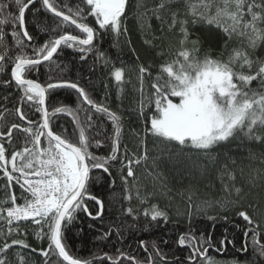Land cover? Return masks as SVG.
<instances>
[{"label": "snow or ice", "instance_id": "1", "mask_svg": "<svg viewBox=\"0 0 264 264\" xmlns=\"http://www.w3.org/2000/svg\"><path fill=\"white\" fill-rule=\"evenodd\" d=\"M130 7V0H76L74 4L70 0H0V122L5 114H13L19 121L5 123L6 130L0 131V186L4 192L0 197V239L4 240L0 264H29L30 254L37 249L26 238H13L20 234L47 242V248L39 250L43 264H120L122 260L155 264L151 254L145 262L119 249L115 257L104 253L83 258L70 252L66 233L76 227L81 214L92 221L104 219L105 205L93 194V186L105 176L111 180L110 188L120 181V215L130 217L133 226L141 216L145 228L160 227L161 221L167 225L171 218L160 198L171 201L179 196L186 203L189 223L193 207L197 212L214 207L234 211L245 224L233 227L242 230L246 239L252 238V258L221 262L207 255L213 246L211 239L198 238L189 228L175 241H161L189 248L183 261L175 256L169 261L152 243L162 264H264V221L254 220L244 207L246 196L257 188L264 190V151L258 153L251 147L264 149V55H259L264 51V0H158L151 8L145 0H137L134 14L141 32L151 33L143 39L150 55L147 62H141L132 48L135 63L112 65L109 76L121 102L115 109L107 103L109 96L97 102L78 82L62 79L45 84L38 73L36 79L30 78L33 69L51 63L66 49L74 50L82 63L95 52L96 61L102 60L108 68L111 61L97 41L128 35ZM29 12L35 22L31 32ZM48 14L58 21L55 27L40 19ZM151 19L158 22V28L149 23ZM197 29L200 34L192 39ZM41 35L48 37L43 43ZM201 36L215 43L222 40L218 53L209 48L201 56L205 43ZM168 37L179 44L174 56L166 48ZM126 43L131 45V40ZM230 43H235L231 50ZM129 72L135 79L126 78ZM129 85L130 92L126 91ZM62 88L75 90L76 106L59 103L50 110L55 90ZM59 115L70 118L71 132L54 121ZM133 117L136 127H131ZM126 125L135 144L126 140ZM149 136L165 146L161 156H150ZM236 141L237 150L245 143L250 146L247 156L233 154L230 146ZM193 154L202 162L193 164L195 171L184 172L179 183L184 179L189 183L174 191L169 177L157 169L165 160L190 159ZM141 165L151 177V188L137 175ZM17 186L18 193L13 191ZM21 200L23 203L18 202ZM92 203L98 206L95 212ZM114 229L119 236L120 226L109 225L96 239L110 240ZM140 246L147 252L145 241ZM17 247L30 250L29 256L13 251ZM238 251L247 254V245Z\"/></svg>", "mask_w": 264, "mask_h": 264}, {"label": "trees", "instance_id": "2", "mask_svg": "<svg viewBox=\"0 0 264 264\" xmlns=\"http://www.w3.org/2000/svg\"><path fill=\"white\" fill-rule=\"evenodd\" d=\"M59 3H63L64 0H58ZM71 3H76V0H70ZM131 7L128 9L127 27L129 29L128 35H123L119 38L115 36L105 37L103 41H97V47L100 51L106 54V57L110 59L111 63L108 68H104L103 61H96V53H90L87 57L86 62H81L79 55L74 50L66 49L55 56L53 61L49 64L41 66L38 70L33 69L30 78L36 79L38 73V79L41 83L56 82L58 80L66 79L72 82H78L81 87H85L89 90L90 95L93 96L97 102H101L105 95L109 96L107 101L113 109L120 106V100L117 99L115 82L110 78L109 73L112 65L116 67L124 66L127 67L136 62V57L132 54L131 49L134 48L136 53L140 56L141 62H147L150 53L147 51L146 46L143 43L144 37L151 36V33H142L140 30V24L138 23L137 17L134 14L136 12L135 5L137 0H130ZM158 0H145L146 6L151 8L157 3ZM27 22L29 25V31L35 30L34 17L31 13L26 14ZM41 20L47 19L49 27H55L58 21L48 14L47 17L41 16ZM154 27L158 28V22L154 19L149 20ZM73 34H78L74 29H71ZM159 35V33H156ZM200 34V30L193 31L191 38L196 39L197 35ZM48 39L47 36L41 35L40 42ZM202 40H205L200 55L203 56L204 51L211 48L213 53L216 54L219 51L220 45L223 44L221 40L219 43L207 40L206 37L201 36ZM127 40H131V45L126 43ZM159 43V41H157ZM235 46V43L229 44V50ZM166 48H168L172 56L175 55V51L179 49V44L176 39L168 37L166 40ZM259 55H264V51L259 52ZM171 58V56L169 57ZM95 62V63H94ZM59 66V67H58ZM131 76L135 79L134 73H126V78ZM105 85H108L106 88ZM255 87V85H253ZM95 89V92L91 90ZM131 86H127L126 91L130 92ZM53 103L51 107L58 106L59 103L67 104L75 107L77 103V94L75 90L62 88L56 89L52 96ZM124 107H128V99L124 100ZM128 116V113H125ZM3 122H0V131L6 130L5 123L10 125L11 123L19 122L17 117L13 114H5L2 118ZM54 121H59V124L67 128L69 132L72 130V124L69 117L66 115H59L54 118ZM135 118L133 117V123L131 127H136ZM57 131H63L62 128L57 127ZM127 141H132V136L129 127L126 125L124 133ZM135 144V141H132ZM239 141H236L230 147L233 149V154L238 157L247 156V150L250 147L248 144H242L237 150ZM165 146L159 141L155 140L151 136L148 137V149L151 157L161 156V149ZM258 153L264 151L257 146H251ZM202 162L198 161L196 155H192L190 159L180 157L174 162H165L161 165L158 171H163L172 183L169 185L174 191L187 185L189 181L183 180V184L179 183L184 172L188 169H192L194 163ZM248 163L247 160L244 161ZM258 163V162H257ZM151 164V161H149ZM151 170V169H149ZM195 171V169H192ZM99 175V173H96ZM137 175L141 177L144 183L149 185L151 188V177L146 176L144 172V166L137 170ZM111 180L105 176L104 180L99 181L93 186V194L97 195L98 198L104 202V219L103 221L97 220L92 221L83 214L79 216L75 221L76 227L71 228L66 233V243L69 246L70 252L78 257L88 258L92 255L102 256L104 253H108L110 256H117L119 253L117 250H121L128 255L134 256L141 261H147L148 255L151 254L155 258V264H162L160 258L155 255L152 248V243L155 242L160 250L167 254V259L171 261L173 257L179 258L181 261L185 260L190 249L187 247L180 248L175 243L169 242L167 245L161 243L162 240L175 241L179 234L187 232L189 228L193 229L195 235L199 238L201 235L205 239H211L212 247L209 248L207 255L214 257L216 260L224 262L233 259L243 261L245 259L252 258L253 246L252 238L249 236L247 239L243 236V231L233 227L234 224H241L243 227L245 222L242 218L235 216L234 211L224 212L219 208H211L209 213L202 211L197 214L192 209L191 223H189V217L187 216L186 203L179 197L176 196L174 199L169 201L168 197L162 196L160 198L161 206L168 208L170 215V222L167 225L163 221L160 223V227H156L152 224L148 228H145L146 221L141 216L140 221L133 226L131 218H125L120 215L122 188L120 181L117 180L114 188H110L109 185ZM217 187L219 185L217 184ZM13 191L19 192L18 186ZM247 191V189H246ZM4 195L3 188L0 186V197ZM23 203V201H18ZM199 203V201H197ZM136 205V201H133V206ZM252 205V207H248ZM125 207L128 205L125 204ZM244 207L247 208L250 215L256 221H264V190L257 188L252 194L246 196L244 199ZM91 210L95 212L98 210V206L94 203L91 204ZM208 210V209H207ZM240 209H237L238 211ZM143 209L141 208V212ZM208 216L217 217L215 220L208 219ZM224 216H228L229 220L225 221ZM95 225L94 228H90L89 225ZM109 225H119L121 234L118 236L115 234V229L111 234L110 240H98L96 237L103 231H107ZM30 228L32 226H29ZM82 229V231H81ZM227 238L225 245L221 246L220 241ZM13 238L23 239L26 238L32 248L37 249V252L31 253V259L29 264H43L44 257L39 254L41 248H47V242H41L37 240L33 235L29 234L24 237L23 234L14 236ZM143 240L147 245V252L140 246V241ZM227 241H233V243H227ZM10 242V241H9ZM264 243V240L261 241ZM4 243L3 239H0V245ZM247 245V254L238 251ZM204 247H209L207 244ZM217 249H222L217 251ZM203 250V249H201ZM13 251H21L26 258L29 256L30 250L14 248ZM259 261V257H257ZM98 264V262H97ZM104 264H111L110 261H104ZM120 264H131L130 261L122 260Z\"/></svg>", "mask_w": 264, "mask_h": 264}, {"label": "rangeland", "instance_id": "3", "mask_svg": "<svg viewBox=\"0 0 264 264\" xmlns=\"http://www.w3.org/2000/svg\"><path fill=\"white\" fill-rule=\"evenodd\" d=\"M193 209H194V212H195V213H197V214H200V213H202V211H201V212H197V210H196V208H195V207H193ZM210 211H211V210H209V209H208V210H206V212H207V213H209Z\"/></svg>", "mask_w": 264, "mask_h": 264}]
</instances>
